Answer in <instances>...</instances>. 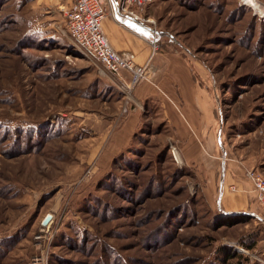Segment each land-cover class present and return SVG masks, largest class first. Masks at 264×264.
Instances as JSON below:
<instances>
[{"label":"rangeland","instance_id":"rangeland-1","mask_svg":"<svg viewBox=\"0 0 264 264\" xmlns=\"http://www.w3.org/2000/svg\"><path fill=\"white\" fill-rule=\"evenodd\" d=\"M142 11L204 89L208 135L152 67L140 82L154 97L137 104L139 82L121 84L61 30L58 0H0V264H264L262 208L252 200L233 223L203 189L217 187L222 153L251 190L247 171L264 177V0Z\"/></svg>","mask_w":264,"mask_h":264},{"label":"crops","instance_id":"crops-1","mask_svg":"<svg viewBox=\"0 0 264 264\" xmlns=\"http://www.w3.org/2000/svg\"><path fill=\"white\" fill-rule=\"evenodd\" d=\"M113 2L117 12H120L118 8L120 0H113ZM142 9L143 8L136 9V11L144 16ZM120 16L123 20L128 19L121 13ZM149 17L152 18L150 15ZM131 27L132 28H127L117 23L110 15L104 17L102 21L103 31L115 50L130 52L138 64H144L150 60L149 62L154 71V81L156 85H160L164 88L163 91L166 93L168 99L173 102L175 101V104L179 103L178 105L176 104V106H179L182 111L181 115L191 122L189 124L194 134L196 133L200 137L202 135L204 136L206 134V120H202L200 116L211 113L212 107L203 93L204 89H202L195 80L186 57L181 51L170 48L168 44H165L160 50L151 55V48L148 42L150 34H148L141 25L132 24ZM136 30L140 32L137 33ZM156 30L161 40L163 38V32L158 29ZM38 37H40V35H38ZM123 76L126 79L128 77L126 73H122V79L124 78ZM123 81L125 80L123 79ZM119 82L122 84V81ZM146 84L139 82L135 85L133 100L139 105H142V102H145L147 99L154 97V95H151V90L147 88L148 86ZM165 116L168 117L167 115ZM197 117H199V119H197ZM168 120H170V117H168ZM137 122L136 126L141 122L140 119H138ZM220 134L221 131L219 130L217 134L214 135L215 143L216 146H222L224 148L221 144ZM192 137L191 134H189L188 143L193 142L191 141ZM178 139H180V141L182 140L180 137H178ZM124 140L125 139H123V141ZM222 147L221 149H223ZM120 150L121 148H118L117 152ZM225 159L226 154L222 153L219 164L220 171L217 177V187L203 189L204 191L206 190L205 194L209 200V204H211V208H215L218 212H222L223 214L244 212V210H247L250 203H257L255 193L254 199H252L253 195L251 194L253 190H251L249 181L242 176L240 177L233 169L229 168L228 170Z\"/></svg>","mask_w":264,"mask_h":264},{"label":"built area","instance_id":"built-area-1","mask_svg":"<svg viewBox=\"0 0 264 264\" xmlns=\"http://www.w3.org/2000/svg\"><path fill=\"white\" fill-rule=\"evenodd\" d=\"M152 1L120 0L118 6L120 12H117L113 0H58L64 20L61 30L73 44L91 54L112 75L121 78L122 71L128 72L131 76L130 81L126 83L121 78L122 83L127 88L134 87L140 80L148 78L151 70L150 60L144 64H138L130 52L115 50L103 31L102 21L104 17L110 15L117 23L127 28H132L131 23L141 25L150 34L148 42L153 55L161 45L154 20L136 11ZM120 13L128 19L123 20ZM136 32L140 31L136 30ZM247 176L253 183L256 201L264 211V177L253 170L247 171ZM29 264H45L44 256L34 255Z\"/></svg>","mask_w":264,"mask_h":264},{"label":"trees","instance_id":"trees-1","mask_svg":"<svg viewBox=\"0 0 264 264\" xmlns=\"http://www.w3.org/2000/svg\"><path fill=\"white\" fill-rule=\"evenodd\" d=\"M43 133L46 135L47 129L45 131H43ZM226 215H229L230 216V217L228 216L231 219L230 222H233V223L244 222L246 220H249V218L251 217L250 215H247V214H244V213H236V214H234V213H227ZM241 244H243L247 249H251L254 246V243H247L245 241H241ZM222 251H223L224 255L227 258H235L237 256V253L235 252L234 249H225L223 247L222 248ZM236 264H239V263H236Z\"/></svg>","mask_w":264,"mask_h":264},{"label":"water","instance_id":"water-1","mask_svg":"<svg viewBox=\"0 0 264 264\" xmlns=\"http://www.w3.org/2000/svg\"><path fill=\"white\" fill-rule=\"evenodd\" d=\"M50 218H51V215L47 214L42 221V225H46L48 223V221L50 220Z\"/></svg>","mask_w":264,"mask_h":264},{"label":"bare ground","instance_id":"bare-ground-1","mask_svg":"<svg viewBox=\"0 0 264 264\" xmlns=\"http://www.w3.org/2000/svg\"><path fill=\"white\" fill-rule=\"evenodd\" d=\"M134 25V23H132ZM136 29V28H135ZM143 36V35H142Z\"/></svg>","mask_w":264,"mask_h":264}]
</instances>
